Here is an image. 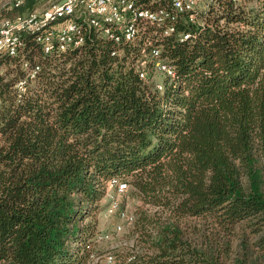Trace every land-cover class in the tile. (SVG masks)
I'll use <instances>...</instances> for the list:
<instances>
[{
  "label": "trees",
  "instance_id": "trees-1",
  "mask_svg": "<svg viewBox=\"0 0 264 264\" xmlns=\"http://www.w3.org/2000/svg\"><path fill=\"white\" fill-rule=\"evenodd\" d=\"M198 22L154 43L175 72L162 92L135 67L152 27L48 54L23 34L0 55V264H88L114 177L142 203L128 264H264V0H214Z\"/></svg>",
  "mask_w": 264,
  "mask_h": 264
},
{
  "label": "built area",
  "instance_id": "built-area-1",
  "mask_svg": "<svg viewBox=\"0 0 264 264\" xmlns=\"http://www.w3.org/2000/svg\"><path fill=\"white\" fill-rule=\"evenodd\" d=\"M214 0H47L41 8H34L26 15L12 18H0V55L14 57L22 47L21 36L28 34L39 45L44 54L51 51H66L71 46L84 43L85 34L93 30L103 38L115 44H134L146 35L148 28L154 30L148 35L141 48L142 58L135 67L141 80L149 78L147 65L153 73H161L167 78H174L175 72L160 56V48L154 43L159 39L176 33V27L182 16L187 22L197 23L200 14L204 13ZM235 1V0H234ZM23 0H7L1 8H17ZM159 4L158 7H152ZM199 23V24H198ZM187 40L190 34H181ZM117 52H113L115 55ZM150 57L148 60L147 57ZM23 68H27L23 64ZM38 67L26 70L24 77L15 86L17 95L25 92L26 84L31 81ZM156 89L163 91V84L156 83ZM128 191V184L119 179L111 178L106 184L104 217H118L121 221L133 224L135 216L121 208V198ZM121 225L115 231H121ZM107 234L99 233L95 243L107 240ZM98 257L92 253L90 261ZM112 263L113 257H104Z\"/></svg>",
  "mask_w": 264,
  "mask_h": 264
},
{
  "label": "rangeland",
  "instance_id": "rangeland-1",
  "mask_svg": "<svg viewBox=\"0 0 264 264\" xmlns=\"http://www.w3.org/2000/svg\"><path fill=\"white\" fill-rule=\"evenodd\" d=\"M47 0H38L35 8H41L46 4ZM7 0H0V11L3 4H6ZM1 14V12H0ZM1 18V17H0ZM2 68H0V72ZM152 80L155 83H163L164 76L161 73H153ZM141 201L130 194V188L125 193V196L121 198V208L137 215V208L141 206ZM103 209L105 208L106 201L102 202ZM99 232L107 234L109 238L102 242L96 243L94 247V253L98 258L95 261H89L88 264H128L132 261L131 257H126V254L139 256L143 253L142 247L137 245V234H133V224H128L121 221L118 217L105 218L104 210L99 215ZM121 225L122 229L119 232L115 231V227ZM106 255L113 257L112 263H107Z\"/></svg>",
  "mask_w": 264,
  "mask_h": 264
}]
</instances>
